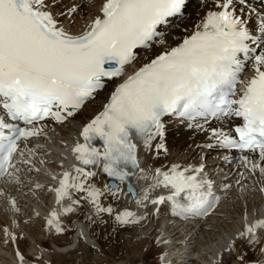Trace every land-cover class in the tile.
I'll return each mask as SVG.
<instances>
[{
  "label": "snow or ice",
  "instance_id": "snow-or-ice-1",
  "mask_svg": "<svg viewBox=\"0 0 264 264\" xmlns=\"http://www.w3.org/2000/svg\"><path fill=\"white\" fill-rule=\"evenodd\" d=\"M56 2L0 0V104L12 120L28 125L48 116L60 122L72 116L105 86V78L123 75L125 65L136 60L137 49L151 48L156 38L163 36L159 27L185 6V0H105L102 15L86 31L73 35L53 14ZM236 2L243 5L247 0H217L219 10L208 11L181 43L160 51L116 86L103 111L83 128L84 143L73 148L83 166L75 167L74 176L63 173L54 189L58 204L71 199L70 190L75 189L85 194L83 198L97 213L113 214L115 209L103 206L100 200L105 191L116 195L119 187L105 185L102 189L89 183L96 172L87 166H101L109 177L129 181L135 175L129 166L140 169L134 136L151 148L156 137H163L165 116L190 120L198 116L240 117L243 123L234 129L238 138L222 129H213V135L227 147L258 153L264 161V19L259 27L262 35L254 36L237 13ZM250 41L257 47L250 46ZM248 63L254 74L239 98H234L236 85L244 83L239 75ZM40 131L6 123L0 116V173L14 175L8 170L15 167L12 159L19 148L17 141ZM96 138L103 141V151L92 144ZM163 147V143L157 145ZM243 160L253 171L259 168L264 174V167L248 156ZM188 173L189 168L181 170L179 165L170 171L156 169L153 187L170 189V194L151 198V203L171 201L177 215L207 214L218 198H213L209 182ZM128 190L135 191L131 184ZM182 193L187 196L183 204L178 200ZM148 199L145 193L138 202ZM11 204L15 207L14 198ZM63 211L74 208L69 205ZM143 218L127 209L115 214L121 224L138 223ZM48 224L63 231L56 210ZM259 229H264V219L246 225L241 235L257 241Z\"/></svg>",
  "mask_w": 264,
  "mask_h": 264
},
{
  "label": "bare ground",
  "instance_id": "bare-ground-1",
  "mask_svg": "<svg viewBox=\"0 0 264 264\" xmlns=\"http://www.w3.org/2000/svg\"><path fill=\"white\" fill-rule=\"evenodd\" d=\"M103 1H81L83 3L80 2L78 9L83 6L93 8H87L85 15H78V12H75V15L82 16L85 21L86 16L94 18L99 15V6ZM80 3L66 0L58 3L56 6L58 8H53L56 13L65 12L63 17L65 21L68 20L69 10ZM248 6L253 8L249 9ZM235 7L237 13L242 14L247 26H252L255 33L261 34L257 22L263 19L264 4L259 0H247L243 5L236 2ZM188 8V14L181 22H176L167 28L164 36L158 39L150 50L142 51L141 57L137 60L138 65L150 60L161 50L176 45L183 36L194 31L208 11L219 10L217 0H193ZM161 39L164 41L163 44L159 43ZM248 65L251 68V64ZM108 95L106 91L101 92L96 100L86 104L69 123L49 125V129L53 128L54 133L57 134L54 135L55 141L43 139V148L38 146L31 148V158L34 154L41 158V162L36 163L37 169H31L30 163L19 166L16 175L19 176L0 188V193H3L0 195V264L9 263L14 258L20 260V255H23V261L28 264H70L64 257L73 254L85 260L90 259L91 264H101L104 261L108 264H127L129 260L131 262L136 260L134 256H137V253L139 259L143 260L142 250L146 251V254L158 253L155 264H228V262L243 264L264 259L262 229L256 232L259 237L257 241H252L250 235H241L246 225L254 224L259 220L264 209V174L259 168L253 171L250 165L240 161L236 154H227L218 146L212 145L218 139V136L213 135L212 130H228V119L212 122L206 129L188 130L185 125L171 123L167 137V154L147 155L146 163L141 165L143 171L139 172L140 175L137 174V176L150 177L152 174L148 166L164 163H167L168 167L202 166L201 170L209 175L215 187L224 196L222 207L215 215L206 219H195L191 214L177 215L173 209L164 213V206L156 215H152L147 209L143 214L141 212L144 210L143 203L138 202L141 199V190L136 199H133L130 193L126 192L125 185L119 182L117 186L120 191L116 192V188H113L116 195L105 191L100 200L103 206L110 205L115 209L113 214L97 213L91 202L83 198L85 194L75 190L72 199H79L80 203L73 204L72 199H69L65 206L71 205L74 211L67 213L62 211L59 214L60 227L63 231L57 232L53 226L45 225L42 219L49 208L46 174L62 163L60 153L66 149L69 139L74 138L77 125L85 122L100 109ZM48 150H52V154H48ZM254 162L264 167V161H261L259 155L255 156ZM91 170L95 171L96 175L90 178L89 183L102 189L105 185L109 186L108 176L102 171L101 166H92ZM150 178L152 181L153 178ZM43 182L47 185L41 189H30L34 183ZM146 182L139 180L134 184L142 189V184ZM15 195V201L18 203L13 207L11 200ZM20 205L25 206V211L21 212ZM125 209L136 213L137 217L144 218L139 223L121 224L115 219V214ZM26 218H30L29 222L25 221ZM87 226L90 227L89 234ZM71 231H87V233H84V236L80 235L78 240L73 235L67 242L64 235ZM23 232L27 234L26 239L28 238L26 249L21 246L20 238ZM87 235L96 239L97 247L85 242ZM76 240L79 246L71 252L70 246ZM128 244L129 246L133 244L140 251L134 249V252H129ZM254 247H256L255 257L244 258V248L248 252Z\"/></svg>",
  "mask_w": 264,
  "mask_h": 264
},
{
  "label": "rangeland",
  "instance_id": "rangeland-1",
  "mask_svg": "<svg viewBox=\"0 0 264 264\" xmlns=\"http://www.w3.org/2000/svg\"><path fill=\"white\" fill-rule=\"evenodd\" d=\"M81 1H85V0H81ZM81 1H79V0H75V2H73V3H80ZM91 2V1H95V0H86V2ZM83 6V5H82ZM94 6V5H93ZM87 8H93V7H89V6H83L82 8H81V10H83V12H84V14H86V9ZM78 15H82V12L81 13H79ZM83 18V17H82ZM76 23V21L75 22H73V25ZM212 150H214V149H212ZM217 151V150H216ZM21 207V212H23V211H25L24 210V207H22V205H20ZM23 210V211H22ZM168 209H166L165 211H167ZM88 228H89V231H90V227L89 226H87ZM88 228H87V230H88ZM26 233L25 232H23L22 233V237L20 238V240L22 241L21 242V246L23 247V249H26V247H27V245H28V238L26 239ZM71 237H72V232H70V233H67L66 235H65V239L67 240V242L71 239ZM85 242L86 243H89L91 246H94V247H97V241H96V239L94 238L93 239V237H90L89 235H87L86 236V238H85ZM256 245V244H255ZM47 246L49 247V244H47ZM78 246H79V244L77 245V246H73L71 249H70V251L72 252V251H75L76 250V248H78ZM133 247V248H132ZM127 250L129 251V252H134V249H135V251H140V250H138V249H136V247H134L133 246V244H130V246H129V244H128V246H127ZM255 248L256 247H254L251 251H249L248 250V252L245 250V248H244V252H245V256H243L244 258L246 257V258H249V259H253L255 256H254V252L256 253V251H255ZM53 249V248H52ZM51 249V250H52ZM65 253H69V252H65ZM141 254L142 255H144V257H143V260H140L139 258H140V256H139V253H137V256H134V258L136 259L135 261H128L127 262V264H155V262L157 261V259H158V253H155V252H149V253H147L146 254V251H144V250H142L141 251ZM77 255L76 254H73V255H69V256H65L64 257V259L66 260V261H68V262H70V264H91V262H90V259H88V258H86V260L84 259V258H79L78 257V259H77ZM249 259H247V260H249ZM230 260H232L231 258H230ZM89 262V263H88ZM105 262V263H104ZM103 263H101V264H108L106 261H104ZM97 264V263H96ZM228 264H230V262H228Z\"/></svg>",
  "mask_w": 264,
  "mask_h": 264
}]
</instances>
